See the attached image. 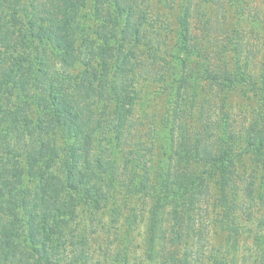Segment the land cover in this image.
Here are the masks:
<instances>
[{"label":"trees","instance_id":"1","mask_svg":"<svg viewBox=\"0 0 264 264\" xmlns=\"http://www.w3.org/2000/svg\"><path fill=\"white\" fill-rule=\"evenodd\" d=\"M151 1L0 0V264L88 262L87 229L77 235L73 225L78 210L84 205L83 214L96 216L111 202L118 214L115 204L125 185H132L128 195L153 202L148 264H179L173 254L162 257L159 230L165 221L173 220L174 243L188 245L184 229L195 228L198 202L213 197L209 179L218 175L220 206L230 219L237 208L227 192L237 188V161L251 156L256 165L264 163V116L251 122L240 145L228 121L226 128V113L213 121L206 105L219 91L242 84L264 92V75L254 80L249 68L261 50L246 52V31L223 19L225 5L234 7L238 16L252 19L261 37L264 0H208L216 5V19L199 35L191 27L194 0H159L178 5L174 31L158 23ZM210 27L222 32L214 41ZM229 49L232 65L225 57ZM155 83L169 88L162 123L173 127L154 140L166 157L151 167L150 159L141 165L142 156L132 154L140 151L133 148L140 124L135 107ZM204 92L211 96L200 110L207 116L205 129L179 139L175 130L182 125L186 94ZM227 98L220 96L223 105ZM244 191L251 215L253 204L263 207L264 200L256 197L253 178ZM258 226H264V214ZM120 255V264H129L128 255ZM186 260L179 258L181 264H206Z\"/></svg>","mask_w":264,"mask_h":264},{"label":"rangeland","instance_id":"2","mask_svg":"<svg viewBox=\"0 0 264 264\" xmlns=\"http://www.w3.org/2000/svg\"><path fill=\"white\" fill-rule=\"evenodd\" d=\"M194 2L196 6H193L191 12V27L192 31L198 32L199 35L203 33V29H209L210 24L215 22L217 8L212 1L194 0ZM261 2L259 1V3ZM151 3L156 5L152 13H159L158 23L163 20L164 26L168 25L173 27V31L176 30V26H178L176 21V14L179 12L178 5L172 6V2L166 4L159 0H152ZM250 3H253V5L259 4L256 0ZM225 7H227L225 12L227 18L224 17L223 19L228 21L229 26L231 28L237 27L240 31H246L244 34L246 35L244 36L245 41L242 44L245 51L248 52V49L252 46L261 50L260 54L257 56L252 55L249 59V61L251 60L249 68L252 78L257 80L264 75V54L262 52L264 51V41L260 40L264 35L262 33L259 37L256 30L252 28L254 25L252 19H243L238 16L240 13L234 7L229 5H225ZM244 13L246 12L244 11ZM214 34L218 35L222 32H216L210 27V35L208 34V36L212 41H214ZM169 35L171 37L174 33L170 32ZM234 56V52L230 49L225 53V57L231 65ZM149 89L150 93L142 92L143 99L135 107V114L139 118L140 124L134 129L133 142L135 146L133 148L140 151L136 155L132 154V157L142 156L140 158L141 165L143 159H150L151 167H153L156 166L153 164H157L158 160L166 157L165 151L158 149L159 142L155 141L154 146V140L162 134V131H170L173 122L170 125L162 123L169 107V88L164 90L163 87L155 83L152 86L150 85ZM222 95H225L226 98L228 95V98L224 100V105L220 100ZM209 97L211 96L205 92L193 97L189 93L186 94L185 99L188 100H185L182 104L185 113H181L183 115L180 118L182 125L176 128V137L181 139V136L184 135L187 140L193 132L205 129L204 122L207 116H202L200 110ZM208 100L211 101L206 104L209 107L208 117L216 121V117L226 113V128L228 121V127L234 130L236 136L239 135L236 140L240 145L244 143L242 138L245 137L246 130L249 129L251 122L259 116L262 121L264 116V92H257L253 86L242 84L227 93L219 91L218 96L216 95L213 99ZM224 124L223 122L222 126ZM216 133H222V127L216 129ZM253 160L254 158L247 156L237 161L236 173L233 177L237 188L236 191H232L233 187H230L227 192L230 205H235V208H237L234 215L231 214L230 219L225 217L227 207L220 206L219 185L216 183L218 175H216L214 179H209L213 187V197L198 202L197 213L195 212V228L188 229L186 227L184 229L186 234H189L187 242L189 246L185 244V240L177 242V244L174 243L170 230L173 220H171V223L169 220L165 221V227L163 230H159L163 242L161 245L163 259L168 258L169 254H173L179 264H181L179 258L183 261L186 256L188 258L186 262L191 263L202 261L206 264H264V226H258L259 219L264 214V206L262 207L260 202L253 204L252 214L250 215V210L246 206L249 201L245 199L244 191L247 182L253 178L256 182L255 195L258 199L264 200V188L262 187L261 190L260 187L261 181L264 180V163L256 165V161ZM151 176L153 182L155 179L152 173ZM126 179H132V174L128 173ZM130 187L125 185L123 191L119 194L120 201L115 206L117 205L120 211L116 215L112 211L113 204L111 202L96 216L89 214V212L83 214L82 211L86 207L84 205L80 206L78 210L80 219L73 225L74 228H77L75 230L77 235L87 229L86 235L90 239V248L87 249L90 253V259L83 264H120L122 257L120 254L128 255L129 264L149 263L145 259L144 251L145 245H147L153 202L147 198L148 196H140L138 193L131 194V192L128 195L127 190L130 191ZM259 192H261L260 196ZM184 217L182 220H186ZM128 218L133 220L131 224H129ZM174 229L178 231L177 227ZM194 231L196 236L192 240L191 237Z\"/></svg>","mask_w":264,"mask_h":264}]
</instances>
